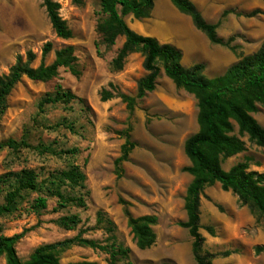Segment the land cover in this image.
<instances>
[{"label": "rangeland", "instance_id": "374dc122", "mask_svg": "<svg viewBox=\"0 0 264 264\" xmlns=\"http://www.w3.org/2000/svg\"><path fill=\"white\" fill-rule=\"evenodd\" d=\"M55 1L72 31L69 40L56 36L43 0H0V75L8 74L17 58L25 59L28 51L37 55V66L47 42L53 44L47 65L53 62L55 51L72 46L80 72L76 76L62 68L49 82L24 78L8 97L0 119V142L11 140L25 146L0 149V204L16 186L14 179L2 184L3 176L31 171L39 188L23 192L16 210L0 217L3 234L14 236L29 230L16 245L23 260L38 246L72 238L81 230L85 238L106 244L109 235L98 225L101 212L113 222L117 244L130 250L129 257L118 264H197L193 239L181 226L187 221L184 200L193 179L185 171L191 165L185 142L199 130L197 99L177 88L161 69L155 90L129 109L119 95L136 97L138 82L146 75L143 55L130 53L117 69L114 62L125 39L118 37L112 46L103 43L97 30L105 17L101 0ZM191 1L208 23L218 25L217 34L227 46L212 44L170 0L156 1L149 18L128 15L125 20L137 33L178 48L184 67L203 64L204 75L210 79L224 75L264 44V0ZM59 86L77 99L42 105L56 96ZM104 90L113 97L103 101ZM253 116L264 128V105H258ZM127 133L136 146L123 164V176L118 177L115 161ZM243 140L246 151L226 160L224 170L246 161L250 170L264 173V147L248 137ZM75 168L85 176L84 188L57 181L61 172ZM57 193L66 199L83 198L86 206L69 203L60 208ZM39 198L46 200L45 209L35 206ZM124 202L133 217H157V240L151 248L137 247ZM200 211L204 251L213 255L231 252L229 257L217 256L214 264H264V252L256 250L264 246V219L235 193L223 191L218 183L207 187ZM65 216H77L81 222L76 229L65 230L56 223ZM207 227H213L214 236ZM60 259L63 264L110 263L105 252L79 246L61 253ZM0 264H6L4 257Z\"/></svg>", "mask_w": 264, "mask_h": 264}, {"label": "trees", "instance_id": "16d2710c", "mask_svg": "<svg viewBox=\"0 0 264 264\" xmlns=\"http://www.w3.org/2000/svg\"><path fill=\"white\" fill-rule=\"evenodd\" d=\"M158 0H101V12L105 16L98 24L97 30L103 43L112 46L118 37H124L125 42L114 64L121 69L124 59L133 52H139L144 57L143 67L146 75L137 86L136 97L120 94L119 97L133 109L137 99L144 98L155 90L161 69L177 88L184 89L198 101L199 130L185 142V154L191 165L185 169L192 176L185 200L184 209L187 221L181 226L188 230L193 239V255L197 264H214L217 256L229 257L231 252L213 255L204 251L205 238L200 230L201 226V198L207 187L220 184L225 192L235 193L240 200L257 212L264 219V173L250 170L248 162H239L228 171L224 170L223 163L246 151L244 137L259 147H264V128L254 118L258 105H264V44L254 54L241 58L232 65L224 75L216 78H207L204 75L205 66L196 64L186 68L182 64L183 54L175 46L161 43L157 38L144 36L134 31L126 22L125 17L132 15L135 19H146ZM172 5L183 15L188 16L194 27L204 33L212 44L227 46L217 34L218 25L208 23L191 0H170ZM43 6L56 36L63 40L72 38V31L67 22L60 15V4L55 0H43ZM253 12L250 16H254ZM227 13H224L226 15ZM53 52V44L47 42L42 48L40 62L34 63L38 57L33 51L26 53V58H17L14 66L6 75H0V119L7 110V100L14 88L27 78L34 82H49L58 76L59 70L68 69L73 75H80L77 68V57L72 46L64 47L54 52L51 64L45 63ZM113 94L107 90L102 93V100L107 101ZM77 97L70 91L58 87L54 98L46 99L43 104L58 102L70 103ZM25 143L15 141L0 142V149L8 147L18 149ZM129 133L122 147L121 156L115 161V170L118 177L124 174L123 164L128 161L135 148ZM14 179L16 186L7 193L5 203L0 204V217L11 214L16 210L23 192L37 191L34 173L22 171L3 176L2 184ZM57 181L68 182L74 186L84 188L85 176L77 168L61 172ZM1 194V189H0ZM60 208L72 203L78 207H85L83 198L66 199L57 193ZM125 205V214L128 225L140 250H147L155 245L157 235L154 226L158 219L153 215L133 217ZM38 209L46 208V200L39 198L35 205ZM77 216L61 217L56 223L65 230H74L80 224ZM98 225H103L109 235L108 243L84 237V230L62 241L38 246L23 260L19 257L16 245L26 236L29 230L14 236H5L0 227V258L4 257L6 264H63L60 254L73 247H87L99 250L109 255V264H118L127 259L130 250L118 245L115 241L114 224L104 213L98 214ZM206 230L211 236L215 235L213 227ZM110 242V243H109ZM257 253L264 252V246L257 247ZM69 264H95L94 262H75ZM163 264H171L165 262Z\"/></svg>", "mask_w": 264, "mask_h": 264}]
</instances>
